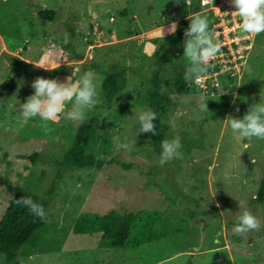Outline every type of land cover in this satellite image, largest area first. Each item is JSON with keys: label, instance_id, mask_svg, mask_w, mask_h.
<instances>
[{"label": "rangeland", "instance_id": "obj_1", "mask_svg": "<svg viewBox=\"0 0 264 264\" xmlns=\"http://www.w3.org/2000/svg\"><path fill=\"white\" fill-rule=\"evenodd\" d=\"M40 8L56 10L55 18L41 19ZM203 10L201 0H0V217L18 192L48 200L45 226L11 264H264V203L254 198L264 140L237 141L226 120L243 118L264 93V32L254 34L242 70L225 69L207 87L180 75L189 66L184 45L173 58L174 75L184 86L172 90L165 139L179 137L180 158L160 166L162 148L149 144L135 115L150 108L143 80L155 67L157 43L171 35L172 22ZM116 61L130 68L125 88L107 102L104 73L90 63ZM89 70L96 74L98 102L82 121L61 117L48 122L45 133L39 116L23 120L20 105L34 94V79L71 77L75 83ZM201 101L208 110L201 111ZM80 123L96 131L91 148L103 157L100 169L62 163ZM239 201L261 222L258 231L233 233ZM111 209L157 212L168 234L135 247L106 248L100 233H74L81 214ZM0 264H7L2 253Z\"/></svg>", "mask_w": 264, "mask_h": 264}, {"label": "trees", "instance_id": "obj_2", "mask_svg": "<svg viewBox=\"0 0 264 264\" xmlns=\"http://www.w3.org/2000/svg\"><path fill=\"white\" fill-rule=\"evenodd\" d=\"M37 14L41 19L52 21L56 10L40 8ZM211 22L208 13H203ZM188 18L178 22L175 34L165 37L153 52L155 67L150 71L145 85L146 99L149 107L156 113V134L148 133L149 144L156 150L160 149L162 140H165L170 129L169 116L172 105V90L176 86L182 88L184 81L174 75L173 58L181 51L184 45V32L189 27ZM90 67L104 73L101 84L104 98L112 102L115 96L125 88V72L130 68L118 61L109 65L90 63ZM181 76L184 71L181 68ZM95 129L89 123H80L73 134L70 145L64 150L62 163L71 168H97L103 166V161L98 159L91 148L95 140ZM22 197H31L35 202L44 207L47 212L48 200L45 196L31 191L16 193L9 201L0 217V253L4 261L11 264L18 251L29 244L33 235L41 230L46 219L32 215L28 209L17 204L16 200ZM255 200L264 203V166L259 184L255 191ZM162 217L159 213L141 209L136 212L119 213L114 209L104 214L83 213L74 222L73 231L76 234L100 233L99 244L106 248H130L142 243L160 239L168 233V225L160 226ZM184 264H191L188 260Z\"/></svg>", "mask_w": 264, "mask_h": 264}, {"label": "clouds", "instance_id": "obj_3", "mask_svg": "<svg viewBox=\"0 0 264 264\" xmlns=\"http://www.w3.org/2000/svg\"><path fill=\"white\" fill-rule=\"evenodd\" d=\"M180 2L181 0H175L177 4ZM186 2L187 0H185ZM209 2L210 0H201V5L207 6ZM230 2L236 9L232 14L239 16L244 32L249 34L264 32V0H230ZM188 19L190 24L184 32V57L189 66L184 73V80L186 83L199 85L207 75L209 62L220 52L221 45L215 42L214 33L209 30V21L206 16L194 14L189 15ZM177 27V22H172L167 29L168 34H175ZM64 42L65 44L68 43L67 36H65ZM65 62L69 67L73 66L67 59ZM75 71L78 69L74 68ZM95 80L96 74L92 70L85 72L75 83L72 82L71 77H68L66 82L37 77L31 84L35 90L34 94L20 105L23 120L26 122L39 116L43 121L42 127L45 133L51 131L48 122L56 123L61 117L73 121H82L86 110L92 109L98 102ZM207 101H201L199 104L201 111L208 110ZM69 104L71 105L70 108L68 107ZM236 110L239 111V108L237 107ZM135 115L139 121L141 133L156 134V125L154 124L156 113L151 108L141 109ZM226 120L237 141H250L253 138L264 140V93L261 92L259 103L249 106L243 118L229 115ZM114 140L121 149L130 150V144L121 142L120 137H115ZM161 148L160 166L182 156L180 151L182 145L179 137L162 140ZM102 158L98 157V159ZM16 203L25 206L32 215L46 219L44 207L31 197H22L16 200ZM238 207L240 212L233 227V233L245 235L249 231H258L261 222L247 209L245 202L239 201Z\"/></svg>", "mask_w": 264, "mask_h": 264}, {"label": "built area", "instance_id": "obj_4", "mask_svg": "<svg viewBox=\"0 0 264 264\" xmlns=\"http://www.w3.org/2000/svg\"><path fill=\"white\" fill-rule=\"evenodd\" d=\"M204 11L211 13V32L214 33L215 42L221 45V50L215 58L209 62L205 79L199 84L207 87L212 84V78L231 67L242 70L249 50L252 47L254 34L242 30L241 20L238 15L232 14L236 9L230 0H210Z\"/></svg>", "mask_w": 264, "mask_h": 264}]
</instances>
